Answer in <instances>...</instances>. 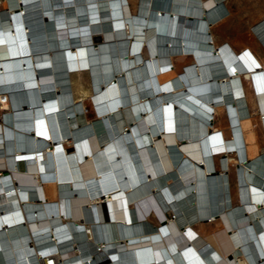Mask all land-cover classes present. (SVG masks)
Here are the masks:
<instances>
[{
  "label": "bare ground",
  "instance_id": "6f19581e",
  "mask_svg": "<svg viewBox=\"0 0 264 264\" xmlns=\"http://www.w3.org/2000/svg\"><path fill=\"white\" fill-rule=\"evenodd\" d=\"M230 1L0 0V264H264V60L215 41Z\"/></svg>",
  "mask_w": 264,
  "mask_h": 264
},
{
  "label": "rangeland",
  "instance_id": "374dc122",
  "mask_svg": "<svg viewBox=\"0 0 264 264\" xmlns=\"http://www.w3.org/2000/svg\"><path fill=\"white\" fill-rule=\"evenodd\" d=\"M233 1H230L231 3L230 2L227 3L231 16L230 15L227 16L230 18H228L226 24L221 26L219 29L213 30L215 41L218 43H221L222 41H225V40L229 41V43L235 48L237 52H240L244 47H249L251 48L253 53L258 57V59L263 61L264 60V48L262 46L261 41H259L258 37L254 35L253 29H251V27L254 24H256L264 16V0H233ZM99 38L100 37L95 38L94 40L95 43L101 42V38H100V41H96ZM90 44H92V42ZM181 63L182 65H185V64H189L190 62L189 61L188 62L187 61H181V62L175 61L176 67H178ZM179 71H181V69ZM72 82L73 83L76 82V84L78 83L77 85H79L78 90H77V87L76 89L74 87V89H71L70 91L76 97L82 96L81 89L89 88V78L87 75L86 76L83 75L82 77H74L72 78ZM249 106H250L249 109L251 111V114L254 116L255 108L252 105H249ZM84 107H85L84 115L88 118V120L92 121L93 119H95L94 111H93V107L91 103L88 101L87 102L85 101ZM0 113H1V110H0ZM260 113L261 112L258 111V114ZM214 123L218 127L222 125V127L225 128L224 119L220 114L216 115ZM256 131L259 135L260 144L262 145L264 149V141L262 139L260 128L257 125H256ZM216 161L218 160L216 159ZM233 174H234V170L230 174L231 185H232V195L231 196L233 199V204L238 205L240 203V200L235 193V189H236L235 181L236 180H235V177H233L234 176ZM196 223H200V222H196ZM151 225L155 226L156 225L155 221H152Z\"/></svg>",
  "mask_w": 264,
  "mask_h": 264
},
{
  "label": "water",
  "instance_id": "95a60500",
  "mask_svg": "<svg viewBox=\"0 0 264 264\" xmlns=\"http://www.w3.org/2000/svg\"><path fill=\"white\" fill-rule=\"evenodd\" d=\"M192 21H191V19H187V20H182V19H180L179 21H178V25H177V35H179L180 36V33H181V30H182V26L184 25V24H186L188 27H192ZM179 36H177V37H179ZM98 41H100V38L99 39H97ZM96 40V41H97ZM104 213H105V208H104ZM106 214V213H105ZM105 214H104V216H105ZM106 217V216H105Z\"/></svg>",
  "mask_w": 264,
  "mask_h": 264
},
{
  "label": "built area",
  "instance_id": "2783aa9c",
  "mask_svg": "<svg viewBox=\"0 0 264 264\" xmlns=\"http://www.w3.org/2000/svg\"><path fill=\"white\" fill-rule=\"evenodd\" d=\"M5 173L6 172H3L2 174L5 175ZM38 254H39V257H37V264H54V260L53 259L49 260V259H47L48 256L43 257V256H41L40 253H38Z\"/></svg>",
  "mask_w": 264,
  "mask_h": 264
},
{
  "label": "trees",
  "instance_id": "16d2710c",
  "mask_svg": "<svg viewBox=\"0 0 264 264\" xmlns=\"http://www.w3.org/2000/svg\"><path fill=\"white\" fill-rule=\"evenodd\" d=\"M65 67H66L65 65H64V66H61V67L59 68V71H64V70H66Z\"/></svg>",
  "mask_w": 264,
  "mask_h": 264
},
{
  "label": "crops",
  "instance_id": "0c3cea01",
  "mask_svg": "<svg viewBox=\"0 0 264 264\" xmlns=\"http://www.w3.org/2000/svg\"><path fill=\"white\" fill-rule=\"evenodd\" d=\"M5 175L7 176V173H5ZM9 175V174H8Z\"/></svg>",
  "mask_w": 264,
  "mask_h": 264
}]
</instances>
